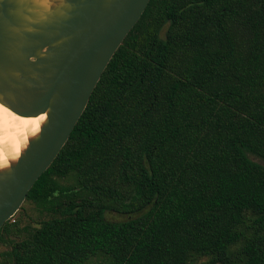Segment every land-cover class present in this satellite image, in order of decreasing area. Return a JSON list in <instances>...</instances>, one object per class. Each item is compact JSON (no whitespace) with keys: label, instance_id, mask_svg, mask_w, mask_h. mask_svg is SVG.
I'll return each mask as SVG.
<instances>
[{"label":"trees","instance_id":"16d2710c","mask_svg":"<svg viewBox=\"0 0 264 264\" xmlns=\"http://www.w3.org/2000/svg\"><path fill=\"white\" fill-rule=\"evenodd\" d=\"M26 199L4 262L264 264V0H149Z\"/></svg>","mask_w":264,"mask_h":264},{"label":"water","instance_id":"95a60500","mask_svg":"<svg viewBox=\"0 0 264 264\" xmlns=\"http://www.w3.org/2000/svg\"><path fill=\"white\" fill-rule=\"evenodd\" d=\"M149 0H0V103L46 113L38 136L0 171V227L58 155L103 71Z\"/></svg>","mask_w":264,"mask_h":264},{"label":"bare ground","instance_id":"6f19581e","mask_svg":"<svg viewBox=\"0 0 264 264\" xmlns=\"http://www.w3.org/2000/svg\"><path fill=\"white\" fill-rule=\"evenodd\" d=\"M54 1L61 0H33L45 8H50ZM45 120L46 113L24 117L0 103V171L7 170L18 160L29 140L38 136Z\"/></svg>","mask_w":264,"mask_h":264},{"label":"rangeland","instance_id":"374dc122","mask_svg":"<svg viewBox=\"0 0 264 264\" xmlns=\"http://www.w3.org/2000/svg\"><path fill=\"white\" fill-rule=\"evenodd\" d=\"M107 218L109 219H123V215H119L116 213L107 212ZM45 217V213H42L34 203L25 199L20 208L16 211V213L11 217L12 221L14 219H19V225L24 226H37L38 222ZM10 218V219H11ZM7 244L0 243V252L8 249ZM0 264H11L10 262H4L3 256H0ZM87 264H98L96 260H92Z\"/></svg>","mask_w":264,"mask_h":264}]
</instances>
